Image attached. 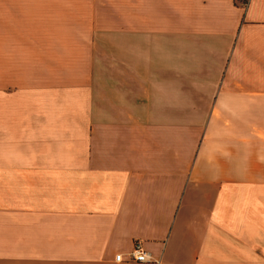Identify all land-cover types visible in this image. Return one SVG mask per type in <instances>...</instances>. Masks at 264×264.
<instances>
[{
    "label": "crops",
    "instance_id": "obj_1",
    "mask_svg": "<svg viewBox=\"0 0 264 264\" xmlns=\"http://www.w3.org/2000/svg\"><path fill=\"white\" fill-rule=\"evenodd\" d=\"M0 264H264V0H0Z\"/></svg>",
    "mask_w": 264,
    "mask_h": 264
},
{
    "label": "built area",
    "instance_id": "obj_2",
    "mask_svg": "<svg viewBox=\"0 0 264 264\" xmlns=\"http://www.w3.org/2000/svg\"><path fill=\"white\" fill-rule=\"evenodd\" d=\"M117 260H122L123 255L121 253L116 255ZM131 261H140V263L148 262L151 260L149 252L145 249L141 240L135 242L134 248L129 252V259Z\"/></svg>",
    "mask_w": 264,
    "mask_h": 264
},
{
    "label": "rangeland",
    "instance_id": "obj_3",
    "mask_svg": "<svg viewBox=\"0 0 264 264\" xmlns=\"http://www.w3.org/2000/svg\"><path fill=\"white\" fill-rule=\"evenodd\" d=\"M73 92H74L73 94H74L75 98L76 97H80L83 94L82 91H81L80 86L77 87V88H74V91ZM70 108L72 110H74V111H78L80 109L79 108V101H74V104L72 103L70 105ZM75 115H76V113L74 112L73 118H71L72 119V125L73 126H78L80 124V117L75 118L76 117Z\"/></svg>",
    "mask_w": 264,
    "mask_h": 264
}]
</instances>
